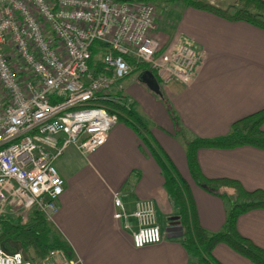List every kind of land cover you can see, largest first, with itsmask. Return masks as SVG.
<instances>
[{"label":"built area","instance_id":"1","mask_svg":"<svg viewBox=\"0 0 264 264\" xmlns=\"http://www.w3.org/2000/svg\"><path fill=\"white\" fill-rule=\"evenodd\" d=\"M155 1L0 0V217L34 209L52 220L64 187L56 161L70 147L85 156L106 142L118 116L96 102L118 99L120 87L112 89L133 71L126 57L164 84L192 78L201 51L182 36L158 51ZM93 43L100 72L90 62ZM112 200L135 248L161 242L151 200L132 212L117 192ZM38 262L79 264L60 249ZM0 264L32 263L0 246Z\"/></svg>","mask_w":264,"mask_h":264},{"label":"crops","instance_id":"2","mask_svg":"<svg viewBox=\"0 0 264 264\" xmlns=\"http://www.w3.org/2000/svg\"><path fill=\"white\" fill-rule=\"evenodd\" d=\"M183 12L185 16L182 13L176 30L203 53L199 69L187 86L176 80L163 85L156 78L160 98L168 110L144 90L150 109L144 102L136 109L148 125L154 124L149 130L159 144L173 143L162 132L173 131L172 115L177 121L174 136L212 138L226 134L234 120L264 107V31L245 21H229L204 10L187 7ZM178 44L179 39L176 45L166 46V51ZM120 90L128 96L126 86H120ZM132 96L136 101L134 93ZM179 128L182 130L176 132ZM164 150L189 183L201 225L209 232L221 231L227 207L219 193L232 195V190L220 188L211 193L192 183L184 149L177 141ZM83 156L70 147L56 161L66 186L50 222L55 228L53 233H59L68 243L72 259L79 260V264L194 263L183 245L171 238L175 232L167 236L165 231L161 242L135 248L131 231L113 217V192L118 193L129 212L138 200H151L157 218L164 220L172 213L159 165L136 131L118 123L106 142L85 156L92 159V167L85 164ZM197 160L207 177L231 178L248 190H264V149L248 145L201 148ZM14 215L7 212L5 216ZM130 226L137 227L133 217ZM236 227L264 249V209L241 214ZM12 240L7 238L0 246L7 252L22 250L20 242ZM212 254L221 264H251L225 244L216 245ZM32 263L39 264L37 260Z\"/></svg>","mask_w":264,"mask_h":264},{"label":"trees","instance_id":"3","mask_svg":"<svg viewBox=\"0 0 264 264\" xmlns=\"http://www.w3.org/2000/svg\"><path fill=\"white\" fill-rule=\"evenodd\" d=\"M181 1L184 7L204 10L229 21H245L264 31V0H234L226 6L211 3L210 0ZM178 39L180 43V36L177 35L176 42ZM188 44L195 47L190 42ZM99 56L100 51L96 43H93L90 62H96L97 72L104 70L98 60ZM126 60L133 70L148 69L147 66L137 63L131 57H126ZM152 73L157 78L156 74ZM115 95L117 100L100 99L97 100L96 105L105 107L109 113L116 114L117 123L126 124L136 131L159 165L163 177V188L172 206V213L167 217L165 226L179 229L178 234L171 238L177 239L183 245L194 261L192 264H221L212 254L214 247L218 244L227 245L251 264H264V249L242 235L236 227L237 218L241 214L254 209H264V190L260 188L248 190L238 180L231 178L207 177L197 160V151L201 148H234L248 145L264 149V107L234 120L229 131L224 135L212 138L194 136L184 140L188 171L195 183L211 193H215L220 188L231 189L233 192L232 195L219 193L224 201L228 199L224 226L219 232H209L199 221L188 181L180 174L170 156L153 137L148 121L139 114L134 103L129 101L125 94L118 92ZM172 117L177 123L173 115ZM179 129L176 132L182 130V128ZM54 229L52 223L34 209L14 216H2L0 217V243L7 238L20 242L22 250L28 253L30 262L43 260L49 251L54 249L63 250L70 257L71 249L68 243L59 233H53Z\"/></svg>","mask_w":264,"mask_h":264},{"label":"rangeland","instance_id":"4","mask_svg":"<svg viewBox=\"0 0 264 264\" xmlns=\"http://www.w3.org/2000/svg\"><path fill=\"white\" fill-rule=\"evenodd\" d=\"M233 1L234 0H210L211 3H215V4H218L220 6H222L223 3L224 4H231V3H233ZM154 3L156 5V24H157V26H156V32H155V38L159 41L160 50H163V52H165L164 50L167 49L166 46L172 47L173 45H176L177 35L182 36V35H180L177 32L176 28L179 26L178 20L181 17L182 13L185 16V12H183V11H184V8H187V7H184L183 6V2L181 0H175V1H172V0H163V1L162 0L161 1L156 0ZM223 6H226V5H223ZM173 37H174V40H172ZM162 40L165 41V42L163 43ZM190 43H192V42H190ZM176 47L177 46L173 47L170 50H173ZM202 60H203V53L201 52V57H200V60H199V65H198L195 73L199 69V66H200ZM142 71H143L142 68L141 69L140 68L139 69H134L128 76H126L123 80H121L117 84L116 87H114L112 89L111 93H114L115 91H117L118 90L117 88H119L120 86H123V87L126 86L127 92H129L128 93V96L127 95L126 96H127V98H128L129 101L132 100V101L135 102V108L136 109L139 110V105L142 104V102H144L147 105L146 106L147 109H150V106H148L150 104L149 103V100H148L146 94L142 92V90H144L146 92L151 93L154 98H158L160 100V102L162 103V105L164 106L165 110H168V106L165 105L162 102V100L160 98V95L152 92L144 83L138 81V76L140 75V73ZM195 73H194V75H195ZM193 76H192L191 79L189 78L190 80L187 83H182L179 80H176V81H179L183 86H185V85L187 86L192 81ZM172 81H174V80H172ZM172 81H170V82H172ZM161 83L163 85H166L163 82H161ZM133 93H134V97L136 98V101H135V99L132 96ZM129 101H126V102H129ZM170 119H171V122H172V125H173V131H169V130L167 131L166 129H164V130H162V132L166 136H168L170 138V140H173V143L170 144V143H167V142H164L163 141V142H160V145L165 149V148H168L169 146L170 147H173L175 141H177L178 143H180V145L184 149L185 148V145L183 143H184V140H186V138L182 139L183 136L181 134L180 135H177L176 134L174 136V130H175V128H174L175 127L174 120L171 117H170ZM117 124L118 123H116V125ZM121 124H123V123H121ZM124 125L126 126V124H124ZM153 126H154V124L152 122H149L150 130L152 129ZM157 130H160V129L157 127ZM184 153H185V151H184ZM85 156H87V155H85ZM85 156L82 157L83 160L85 161V164L88 163L92 167V159L91 158H88V157H85ZM79 160L80 159L77 158V161H79ZM189 179H190V181L192 183H195V181L190 177V175H189ZM222 199L224 200V198H222ZM225 202H226L225 203V206L227 207V202H228V199L227 198L225 199ZM165 220H166L165 218H164V220H162V218H157V223H158V225H159V227L161 229L162 234H163V232L167 231L165 229L166 227H165V224H164L165 223ZM172 231L175 232V234H173L171 236H175V235L178 234L179 229L177 227H174V230H172ZM172 231L170 230L169 231V234ZM4 249H5V251L7 250L5 247H4ZM18 251H20L23 254V256H24V258L26 260H29L30 261L28 253H25L24 250H18Z\"/></svg>","mask_w":264,"mask_h":264},{"label":"water","instance_id":"5","mask_svg":"<svg viewBox=\"0 0 264 264\" xmlns=\"http://www.w3.org/2000/svg\"><path fill=\"white\" fill-rule=\"evenodd\" d=\"M138 81L144 83L152 92L158 95L161 94L159 83L150 70H143L138 76ZM165 229L168 231L167 236H170L169 231L174 230V227H166Z\"/></svg>","mask_w":264,"mask_h":264}]
</instances>
